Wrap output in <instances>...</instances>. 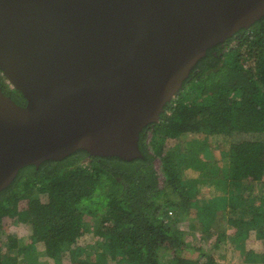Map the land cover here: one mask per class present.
Returning <instances> with one entry per match:
<instances>
[{"label": "trees", "instance_id": "1", "mask_svg": "<svg viewBox=\"0 0 264 264\" xmlns=\"http://www.w3.org/2000/svg\"><path fill=\"white\" fill-rule=\"evenodd\" d=\"M0 86L18 103H26L1 68ZM234 133L251 138L234 144L236 148L226 155L217 139ZM195 134L202 138L195 141ZM207 138L220 150V157L215 156L208 167L200 165ZM139 146L142 156L131 160L80 148L61 159L20 168L0 191V224L6 215L27 221L33 240L20 249L18 237L8 234L3 241L9 256L6 261L0 253V264L41 263L35 245L39 241L45 245L43 253L53 255L58 264H62L58 252L65 246L72 259L84 254L77 264H108L112 259L128 264H225L217 260V247L228 246V240L224 232L213 230L214 206L209 205L206 213L204 208L203 221L200 216L198 222L206 229L203 238L209 247L205 248L202 238H187L198 235V230L187 232L179 225L198 205L183 177V167L189 166H205L211 183L228 185L226 214L237 223L232 236L239 238L242 227L247 229L246 237L255 232L260 242L251 246L262 251L264 260V179L260 176L264 173V15L207 49L160 119L143 127ZM244 147L258 149V171L247 165ZM22 198L28 199V206L17 210ZM82 212L98 217L99 223L93 220V228H88L89 219ZM91 229L92 239L77 245L78 238ZM96 238L101 240L97 246ZM195 251L198 256L188 255Z\"/></svg>", "mask_w": 264, "mask_h": 264}, {"label": "water", "instance_id": "2", "mask_svg": "<svg viewBox=\"0 0 264 264\" xmlns=\"http://www.w3.org/2000/svg\"><path fill=\"white\" fill-rule=\"evenodd\" d=\"M264 0H0V191L20 168L91 154L142 156L140 132L207 49Z\"/></svg>", "mask_w": 264, "mask_h": 264}, {"label": "rangeland", "instance_id": "3", "mask_svg": "<svg viewBox=\"0 0 264 264\" xmlns=\"http://www.w3.org/2000/svg\"><path fill=\"white\" fill-rule=\"evenodd\" d=\"M193 137L195 138V141H198L199 139L202 138L199 134H195ZM226 138L227 140H225ZM226 138L220 136L218 137L217 140L218 143L221 144L222 146V148L220 149L226 148L227 151L225 154L228 155L231 151L233 152V149L236 148L234 144H237L239 142L242 143V140H246L247 138H251V137L246 133L245 134L234 133L232 136H228ZM189 139L190 137L188 138V140ZM210 140H212V138H207L209 144L207 146L208 148L207 147H205L204 149L202 148V152L200 154L201 156L200 162H202L200 164L201 166L203 165L206 166V164H208L207 165L208 167L211 165L212 160L213 158H215V156L220 157V153H219L220 150L217 149L215 145L211 144ZM244 149L246 150L247 147H244ZM215 151L216 153L213 154V152ZM246 151L249 156L247 160V165H249L250 163L251 168L253 169L255 168L258 171L259 170L258 167L260 164V159L258 157V149L255 148L252 149V151L250 149H247ZM205 166L201 168L199 167L192 168L191 166L186 168L183 167V177L185 181L191 185L192 192L194 193L193 198H196L195 200L198 205L195 206L193 205L194 207L192 208L190 213L180 221L179 225L182 227V229L186 230L187 232L190 230H195V231L198 230L199 237L196 234L194 236L188 234L187 238L191 241L193 239L199 240V238H202L203 239L202 244L205 246V248L209 247V242H207L206 239L203 238L206 229L204 230L203 229L204 227L200 225L198 222L201 223L200 216L204 214L203 213L204 208H207V210L205 211L206 213L210 210L208 206L212 205V207L214 206L216 208V223L214 225L213 230H216L220 233L224 232L225 233L224 237L226 238V242L228 240V246L225 247V245L220 244V246L217 247V250H219V255H217V260L225 264H260V263L264 264V260L262 259V251H255L253 250L254 248L252 247L253 242L254 243L260 242L258 238L255 239V236L257 235L255 232H252V235L250 237L249 236L246 237L247 233H245V231L247 229L246 227H242L243 232L242 235L239 236V238H235L234 236H232L231 233L232 228L237 223L235 219H230V217L226 214L227 204H226V200H224L225 199L224 196H226L227 192L231 193V191L227 190L228 185L226 184L223 185L226 188H222L220 185L211 183V179H209L210 178L209 172L206 169L203 170ZM219 166L220 168H223V164L221 161H219ZM260 176H263L262 179H264L263 172ZM27 206H28V199L22 198V200L19 202V206H17V210H22ZM82 215L86 217V219H89L87 223L88 228H93L92 227L93 220L99 223L100 219L96 216L93 217L91 214L86 212H82ZM201 220L203 221V216ZM218 220H220L219 225L217 224ZM204 223L207 224L206 221H204ZM44 229L48 230V226H46ZM32 233H33L32 225L29 222L20 221L16 219V217H13L11 215L4 216L0 224V236H1L0 253L3 256V259L4 260L6 259L7 261L9 256V254L7 253L8 251L7 243L6 241L5 242L3 241L8 234H15L18 237V241H19L18 243H20L19 248L22 249L23 244L29 243L33 240ZM94 233H95L94 229H91L90 231L88 230V233H84L81 237L78 238L76 244L78 245L81 244V242L82 243L88 242L89 239H92ZM94 242H96V246H97L98 244L101 243V240L100 238H96ZM35 245L37 246L38 252L41 254L38 260L42 262L39 264H58L53 255L49 256L47 255L48 253L47 254L43 253L45 249V245L42 241L36 242ZM213 248L214 247H211V249ZM250 250H252V252L249 253ZM23 252L24 251H22V253ZM188 255L192 257L194 256L196 257L198 256V253L197 251H195L194 253L192 254L189 253ZM21 256L23 257V254ZM58 256L60 257L62 264H77L76 261H78L81 257H83L84 254H79L76 260L72 259V255L70 254L69 249L65 246L62 247L61 250L58 252ZM246 256H248L249 258L246 259L245 258ZM108 264H128V262L119 259H112L110 260V262H108Z\"/></svg>", "mask_w": 264, "mask_h": 264}, {"label": "built area", "instance_id": "4", "mask_svg": "<svg viewBox=\"0 0 264 264\" xmlns=\"http://www.w3.org/2000/svg\"><path fill=\"white\" fill-rule=\"evenodd\" d=\"M170 213H172V210H170Z\"/></svg>", "mask_w": 264, "mask_h": 264}]
</instances>
